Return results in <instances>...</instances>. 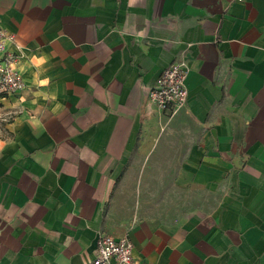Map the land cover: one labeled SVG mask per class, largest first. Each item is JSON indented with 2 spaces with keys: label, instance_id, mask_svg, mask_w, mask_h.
<instances>
[{
  "label": "crops",
  "instance_id": "1",
  "mask_svg": "<svg viewBox=\"0 0 264 264\" xmlns=\"http://www.w3.org/2000/svg\"><path fill=\"white\" fill-rule=\"evenodd\" d=\"M0 264H264V0H0ZM188 102L149 100L173 61Z\"/></svg>",
  "mask_w": 264,
  "mask_h": 264
},
{
  "label": "built area",
  "instance_id": "2",
  "mask_svg": "<svg viewBox=\"0 0 264 264\" xmlns=\"http://www.w3.org/2000/svg\"><path fill=\"white\" fill-rule=\"evenodd\" d=\"M244 1V0H239ZM14 36L0 26V98L17 94L26 87L23 74L18 70L20 54L8 45ZM187 62L175 60L157 77L150 89L149 100L157 108L172 113L188 102ZM90 264H149L137 259L128 237L117 238L101 233L97 237V251Z\"/></svg>",
  "mask_w": 264,
  "mask_h": 264
},
{
  "label": "clouds",
  "instance_id": "3",
  "mask_svg": "<svg viewBox=\"0 0 264 264\" xmlns=\"http://www.w3.org/2000/svg\"><path fill=\"white\" fill-rule=\"evenodd\" d=\"M6 143L7 142L0 140V151L3 150V148L6 146Z\"/></svg>",
  "mask_w": 264,
  "mask_h": 264
},
{
  "label": "trees",
  "instance_id": "4",
  "mask_svg": "<svg viewBox=\"0 0 264 264\" xmlns=\"http://www.w3.org/2000/svg\"><path fill=\"white\" fill-rule=\"evenodd\" d=\"M0 105H1V102H0Z\"/></svg>",
  "mask_w": 264,
  "mask_h": 264
}]
</instances>
